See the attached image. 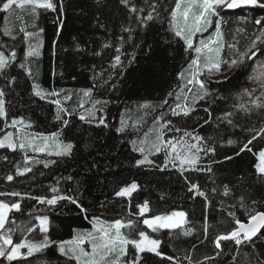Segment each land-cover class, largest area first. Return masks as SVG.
<instances>
[{
  "label": "trees",
  "instance_id": "1",
  "mask_svg": "<svg viewBox=\"0 0 264 264\" xmlns=\"http://www.w3.org/2000/svg\"><path fill=\"white\" fill-rule=\"evenodd\" d=\"M66 15L62 30L57 34V26L53 23L56 13L39 10V16H33L23 19V12L10 11L5 13L0 11V32L4 27L13 30L17 40H22L23 34L19 31L24 28L26 31H35L32 25L43 27L44 32L39 33L35 38H30L27 43L34 46L38 45L39 56L29 58V66L32 69L33 76L27 77L21 75L18 80V87L14 86L15 108L13 114L24 116L26 122H31L32 128L27 129L30 132H43L45 134L57 131L60 125L55 121V106L41 101L32 96L31 85L36 83L45 90H67L72 94L71 100L64 106L72 111L71 130L65 129V139L76 142L79 151L77 157L79 163L72 160L65 162L60 160L57 164H52L45 168L42 163H32L30 166L33 171L25 176L15 177L13 182H7L4 177L15 172L14 164L19 162L21 169L24 167L23 153L0 150V191H20L32 195L51 196L50 188L57 186L62 190L68 188L75 189L77 182L82 177H76L74 182H65L57 180L69 174H75L74 170L84 162L91 161L96 155L97 150L107 152L113 143H118V138L114 131L90 127L88 124L78 120L77 115L84 111L79 107L82 100V92L92 89L93 99L108 100L106 114L110 126H118L122 117L133 121H126V124H142V118L139 117L135 108L137 105L150 104L162 105L167 99L169 105L157 109L151 115L145 116L147 123H143L139 135L142 137L144 131L149 128H158L159 125L150 124L155 115L165 112V119H171L176 127L186 130L193 134H199L206 138L210 137L217 146V156L215 159L222 163L213 164V172H195L185 173L195 182H198L203 190L209 193V199L214 201L215 207H209L205 210L202 198L192 199L191 194L187 192V187L183 177L175 170L159 172L152 169H137L131 166L133 157L140 158L138 154L131 153L127 146L120 153L118 162L120 167L117 169L119 178L125 182L136 180L141 185L140 192L134 193L132 200V211L136 212L135 205L142 203L145 199L150 202L152 214H167L173 210H183L186 213V220L180 229H162L158 233H149L153 238H159L163 241L161 248L165 255L174 256L181 261V264H189L185 257H191L192 264L204 261L206 256L215 257L211 264H234L232 257L236 255L235 245L230 241L222 243L223 253L217 256V250L213 240L219 234L227 233L233 228L232 218L227 215V211L220 208V197L213 196L211 189L219 187L222 183L238 182L240 176L244 177L245 184H254L253 191L259 193L264 188L257 182L252 175V167L255 157L248 152L242 153L232 161H224V156H234L242 143L249 137L246 129L264 126V114L254 112L251 115H245L243 112L233 117L236 126H227L221 124L216 118L223 115V110H233V105L246 102L247 97L241 99L239 93L245 88L256 87L248 79L250 75H257V69L261 65L264 56H258L254 61L245 60V63L238 69L226 72L229 77L223 83H216L213 80H205L214 96L206 100L193 103L198 95H201L198 87L186 85L185 79H180L178 73L186 69L191 58H195L194 51H185L182 41L177 42L171 38L170 24L167 20L156 22L143 31L134 34V42L130 41L121 45L118 37L121 35V25L129 23L128 13L125 8L119 4V0H104L102 5H97L96 0H64ZM166 6H173V0H167ZM223 20L221 22V39L224 47L220 50V58L223 61L236 59L240 53H244L251 46L255 35H258L259 26L255 25V19H264V9L241 7L239 9L221 11ZM10 19V20H8ZM29 19V20H28ZM28 20V21H27ZM103 25L104 27H100ZM131 26L136 27L135 21H131ZM126 35V34H125ZM7 41L11 44L13 41L0 35V42ZM55 42V47L53 46ZM113 47L104 48L105 43ZM134 43L141 44L142 47L135 48ZM234 46V47H230ZM121 48V60L124 67L115 63L114 56L117 54L115 48ZM26 48V43L17 44L18 54L21 49ZM100 52L101 55H95ZM135 55V61L129 65L128 59ZM202 62V61H201ZM15 72H21L17 67ZM15 72L13 74H15ZM103 72V76L95 74ZM187 75V73H185ZM188 77V76H187ZM109 80V84L104 81ZM111 84H114L115 90H112ZM3 84L0 83V87ZM183 86V87H182ZM182 87L181 99L177 101L174 97H169L168 93L177 91ZM191 89L193 94H189ZM187 97V101H185ZM11 98V97H10ZM188 103L196 108L189 117H172L169 111L170 106L176 103ZM90 104L85 101V108ZM204 109H208L206 112ZM147 126H150L147 129ZM150 133L149 137L153 138ZM133 133V136H136ZM179 137L182 133H167L170 136ZM166 137V138H167ZM236 141L235 144L228 145L227 140ZM254 151L264 145V141L254 142ZM85 145H89L85 148ZM222 145V146H221ZM91 153V155H89ZM7 155L8 160L3 157ZM158 163L163 161V154L153 157ZM43 160H56V157H43ZM37 159V160H42ZM211 161L205 157L202 161L207 165ZM111 179V178H110ZM213 181L215 183H213ZM112 185L106 189H100L95 178L89 180L87 190L81 185L84 191V204L89 208V219H84L82 215L77 214L73 205L67 202H61L55 209L48 212L49 206L38 205L34 200H24L22 208L24 214L16 213L17 223H27L31 218L27 212L33 205L42 209L50 216L49 235L53 240L70 239L75 230H87L91 224L89 222L91 215L95 214L102 218L113 220L115 218L136 219V217L127 216V201L122 198L110 197L109 211L99 210L98 201L94 205L93 201L99 197L103 200L106 195L110 196ZM103 191V195H102ZM0 199L15 200L13 197H0ZM227 208V204L224 205ZM237 211V216L241 215ZM205 217L207 219V239H205ZM142 219V218H141ZM33 223H36L34 220ZM143 227V226H142ZM192 229L191 234L184 235V230ZM19 235V233L17 234ZM42 238V235L39 237ZM22 252H26L24 249ZM257 254L264 253V238L257 240L255 245ZM252 248L241 247L239 250L236 264H249L252 257ZM253 264H254V258ZM31 264H65V260L56 250L55 246L46 249L45 253L29 258ZM12 264H17L13 261ZM150 264H169L162 262L159 257L154 255L150 258Z\"/></svg>",
  "mask_w": 264,
  "mask_h": 264
},
{
  "label": "snow or ice",
  "instance_id": "2",
  "mask_svg": "<svg viewBox=\"0 0 264 264\" xmlns=\"http://www.w3.org/2000/svg\"><path fill=\"white\" fill-rule=\"evenodd\" d=\"M104 0H96L97 5H102ZM119 4L127 10V25H121V35L118 37L121 45L130 41L134 42V34L146 30L150 24L163 22L167 20L170 24L169 31L171 38L177 42L182 41L185 51H194L196 56L191 58L186 69L178 73L180 79L185 78V73H190L186 85H198L201 95H198L194 104L199 101L214 96L211 89L208 88L205 80L201 76L224 75V81L229 77L226 72L233 71L241 67L245 60L254 61L258 56H264V19H255L253 23L259 26L258 35H255L251 46L244 53H240L236 59L223 61L220 58V50L224 47L221 42V22L223 17L221 11L224 9H239L242 6L264 9V0H173V6H166L167 0H119ZM16 8L26 9L33 15L39 16L40 11H51L56 13L53 23L57 26V34L62 30L65 23L66 9L64 0H0V11L9 13ZM135 21L136 27L131 26V21ZM35 31H26L20 28L23 34L22 40L18 41L13 30L4 27L0 35L13 41L9 44L7 41L0 42V150L23 153L24 167L21 169L19 162L14 164L15 172L7 174L4 179L7 182H13L17 176H25L33 171L30 166L32 163H42L45 168L52 164H57L60 160L65 162L72 160L79 163L77 152L79 151L76 142L65 139V129L71 130V117L74 115L64 104L71 100L72 94L67 90H45L36 83L31 85L32 96L41 101L55 106L54 119L60 125L57 131L51 133L30 132L27 129L32 128L31 122H26L24 116L13 114L15 108L14 86L18 87L19 77L23 74L32 77L33 72L29 66V58L39 56L38 45L34 46L27 43L30 38H35L39 33L44 32L43 27L32 25ZM100 27H104L100 25ZM214 27L215 31L206 39H199L198 45L194 43L196 35L203 34L209 28ZM126 34V35H125ZM26 43V48L21 49L18 54L17 44ZM55 47V42L54 45ZM104 48L113 47L109 43L103 45ZM135 48L142 47L141 44L134 43ZM234 47V46H230ZM117 53L111 65L116 68L117 65L124 67L121 60V48H115ZM95 55H101L95 52ZM203 60V63L201 61ZM135 61V55H131L128 64ZM21 72H15L16 68ZM15 72V74H13ZM102 77L103 72L95 74ZM250 81L256 84V87L245 88L239 96L241 99L247 97L246 102H240L233 105V110H223V115L216 119L224 125L235 127V117L243 112L246 116L254 112L264 114V72L258 75H250ZM224 81L217 80L216 83ZM109 84V80L104 81ZM115 85L111 84L112 90ZM191 91V89H188ZM169 97H174L177 101L181 99L179 95L173 92L168 93ZM85 100H82L79 107L84 111L77 115L79 121L88 124L90 127L109 129L114 131L118 143H113L107 152L97 150L96 155L91 161H85L74 170L75 174L62 176L57 180L65 182H74L76 177H82L77 182L75 189L68 188L62 190L57 186L50 188L51 196L32 195L20 191H0V197H13L15 200L0 199V264L5 261L12 264H31L29 258L38 254L42 255L46 249L55 246L59 255L64 258L65 264H150L151 256L159 257L162 262L169 264H181V261L174 256L165 255L161 245L163 241L159 238H153L151 233H158L162 229H180L186 220V213L183 210H173L167 214H152L150 202L145 199L142 203H137L136 212L132 211V200L134 193H139L141 185L136 180L125 182L119 178L117 169L120 167L118 158L124 147L127 146L131 153H136L140 158L133 157L130 162L132 167L137 169H152L159 172L175 170L185 180L187 192L191 194L192 199L202 198L205 210L209 207H215L214 201L209 199V193L201 188L198 182L192 180L185 173L190 171L212 173L213 164L222 163L215 159L217 156V144L212 142L210 137L206 138L199 134H193L186 130L176 127L171 119H165V112H160L152 119L153 125H159L158 128H150L144 132L142 137L139 135L142 124H126L122 118L118 126H110L106 114L108 100L93 99L92 89L82 92ZM11 97V98H10ZM187 101V97L184 98ZM85 101L90 107L85 108ZM169 105L165 99L162 105H139L140 109L149 110L148 114L154 113L157 109ZM206 112L208 109H204ZM172 117H189L196 108L188 103H176L169 107ZM147 123V120L144 121ZM13 129L14 131H9ZM249 137L241 144L234 156L225 155L224 161H232L235 157L244 152L251 153L255 157L252 167L255 182L264 188V145L254 151L256 141H264V126L259 128L252 127L246 129ZM154 132L155 138L148 139L149 133ZM136 133V136H133ZM167 133H182L179 137H167ZM167 137V138H166ZM228 145L235 144L236 141L228 139ZM222 146V145H221ZM89 145H85L88 148ZM31 150L34 154H45L46 156L56 157V160H35L33 156L27 155ZM163 154V161L158 163L153 157ZM91 155V153H89ZM207 157L210 163L205 165L203 159ZM4 160L9 157L5 155ZM95 178L100 189H106L109 184L112 185L110 196L106 195L103 200L99 197L93 201L95 205L98 201L99 210L109 211L110 197L122 198L127 201V216L136 217V219L115 218L108 220L101 216L92 214L89 220L91 230H75L74 235L67 240H53L50 235V216L42 209L33 205L27 212L31 218L27 223H17L15 214H24L22 202L24 200H34L38 205L49 206L48 212H51L61 202L73 205L77 214L82 215L84 219H89V208L84 204V191L87 190L89 180ZM111 178V179H110ZM213 183H215L213 181ZM84 186V191L81 190ZM254 184H245L243 176L238 178L237 183L229 181L222 183L219 187H213L211 193L213 196L220 197V208L227 211V215L232 218L233 228L223 234H219L213 240L217 250V256L223 253L222 243L224 241L232 242L237 250L233 255L234 264L238 260L241 247L252 248V257L249 264H264V253L257 254L255 251L256 241L264 238V191L259 193L252 189ZM102 191V195H103ZM227 204V208L224 205ZM241 215L237 216V211ZM142 218V219H141ZM36 223H33L32 221ZM143 226V227H142ZM192 229L184 230V235L191 234ZM207 219L205 217L204 235L207 239ZM19 233V235H17ZM42 235V238H39ZM26 249V252H22ZM192 264L191 257H185ZM215 257L204 258V261L197 264H211Z\"/></svg>",
  "mask_w": 264,
  "mask_h": 264
},
{
  "label": "rangeland",
  "instance_id": "3",
  "mask_svg": "<svg viewBox=\"0 0 264 264\" xmlns=\"http://www.w3.org/2000/svg\"><path fill=\"white\" fill-rule=\"evenodd\" d=\"M242 7H248V6H242ZM229 10H234V9H224V10H222V12H223V14H224V12H226V11H229ZM12 11H19V12H23V14H21L22 16H24L23 17V19H25V18H29L30 20L31 19H33V16H36V15H33V14H31L30 12H28L26 9H21V8H16V7H14V9L12 10ZM221 16H222V14H221ZM28 19V20H29ZM8 20H10V19H8ZM27 20V21H28ZM214 31H215V29H214V27H212V28H209L208 29V31L207 32H205V33H203L202 35L201 34H197L196 35V37L194 38V43L196 44V45H198V43H199V39H201V38H207L208 36H210V35H212L213 33H214ZM221 42H222V39H221ZM223 43V42H222ZM201 63H203V60H202V62ZM187 67V66H186ZM257 75L258 74H260L261 72H264V60H263V62H262V71H261V65H260V67L257 69ZM187 73V75L185 74V80L187 81V79L188 78H190V73L189 72H186ZM188 76V77H187ZM205 76V79H207V80H213V81H217V80H221L223 77H224V75H216V76H208L207 74H205L204 75ZM201 79V78H200ZM198 87V85H191V87ZM183 87V86H182ZM182 87H180V89L177 91V93H176V95H180L181 93H182ZM193 94V91H190V93L189 94ZM182 104H184V103H182ZM141 105H143V104H141ZM148 111L149 110H143V109H140L139 108V105H137L136 106V108H135V111L134 112H137V114L139 115V113H140V116L139 117H141L142 118V125H143V123H144V121L146 120V117L145 116H148L149 114H148ZM123 119H124V117H122ZM131 118L133 119V116H131ZM130 118V120L128 119V118H126L125 117V119H124V121L126 122V121H128L129 120V122H132L133 120ZM150 124H152V120L150 121ZM150 126H147V129L149 128ZM150 129V128H149ZM9 131H14L13 129H9ZM145 132V131H144ZM149 135H150V133H149ZM151 135H153V138H150V137H148V139L151 141L152 139H154L155 138V136H154V132H152V134ZM24 155V154H23ZM27 155H29V156H33L34 158H35V160H37V159H42L43 157H45V158H47V157H49V156H46L45 154H34V153H32L31 152V150H28L27 151ZM43 160V159H42ZM87 230H91V226H90V228L89 229H87ZM151 231V230H150ZM25 251H26V249H24ZM4 264H8V262L7 261H5L4 262Z\"/></svg>",
  "mask_w": 264,
  "mask_h": 264
}]
</instances>
